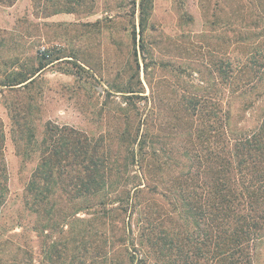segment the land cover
Wrapping results in <instances>:
<instances>
[{
  "label": "rangeland",
  "instance_id": "374dc122",
  "mask_svg": "<svg viewBox=\"0 0 264 264\" xmlns=\"http://www.w3.org/2000/svg\"><path fill=\"white\" fill-rule=\"evenodd\" d=\"M72 4L73 12H56ZM138 23L139 0H0V131L8 186L0 210V264H112L108 229L94 219L92 208L68 217L62 232L54 224L59 208L49 215L47 207L38 217L24 206L25 188L38 163V155L22 157L29 128L38 140L47 123L72 128L107 147L113 155L107 162L118 164V131L137 124L136 108L150 100L159 106L157 127L176 133L165 135L176 158L183 146L178 137L191 124L184 96L208 92L215 99L223 87L234 90L229 76L235 58L264 54V0H152L143 36ZM46 52L59 60L36 73L32 83L4 86L41 68ZM127 86L141 92L129 105L113 92ZM242 100L233 104V113L239 114ZM254 102L242 120L235 115L237 132L261 119L264 99ZM59 196L64 193L57 191ZM151 202L171 214L163 199ZM171 218L178 237H185L182 223L174 214ZM186 229L196 239L194 227ZM183 244L190 255L188 243ZM178 253L172 243L166 264H179ZM255 263L264 264V240Z\"/></svg>",
  "mask_w": 264,
  "mask_h": 264
},
{
  "label": "trees",
  "instance_id": "16d2710c",
  "mask_svg": "<svg viewBox=\"0 0 264 264\" xmlns=\"http://www.w3.org/2000/svg\"><path fill=\"white\" fill-rule=\"evenodd\" d=\"M61 9L56 12L74 11L73 4ZM151 9L152 0H139L140 36ZM40 59L44 61L41 68L4 86L24 87L41 69L59 60L49 59L48 52ZM230 73L234 90L223 87L215 99L208 92L184 96L191 124L178 137L183 146L180 151L177 148L176 158L165 136L173 134V129L157 127L159 106L150 100L136 108L137 124L118 131L121 152L114 154L116 162L121 160L118 164L107 162L113 156L107 147L72 128L47 123L40 140L29 128L22 157L25 161L38 155V163L25 188L24 206L38 217L47 207L49 215L59 208L54 224L62 232L68 217L92 208L94 219L100 218L108 229L107 257L112 264H166L172 243L179 252V264H256L264 240V112L252 128L237 132L232 126L235 115L242 120L255 107L254 100L264 99V54L237 56ZM132 89L127 86L113 92L129 100L125 102L129 105L132 97H141ZM240 98L239 114H235L232 107ZM1 136L0 131V210L8 195ZM57 191L64 196L56 197ZM155 197L168 203L170 215L185 228V237H178L171 216L151 202ZM189 224L196 239L188 236ZM175 233L176 242H172ZM77 235L83 237L81 231ZM184 242L190 255L184 252Z\"/></svg>",
  "mask_w": 264,
  "mask_h": 264
}]
</instances>
